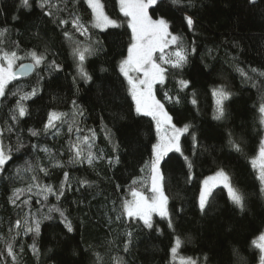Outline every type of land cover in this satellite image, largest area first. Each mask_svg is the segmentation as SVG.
I'll return each mask as SVG.
<instances>
[{
    "label": "trees",
    "instance_id": "trees-1",
    "mask_svg": "<svg viewBox=\"0 0 264 264\" xmlns=\"http://www.w3.org/2000/svg\"><path fill=\"white\" fill-rule=\"evenodd\" d=\"M19 3L20 0H0V27L10 29L6 46L11 48L15 42L25 50L47 48L48 60L55 59L61 68L51 71L41 65L29 76L10 82L6 89L8 95L0 97V127H5V122L11 123L10 110L18 99L11 93L17 87L24 91H31L33 86L38 89L35 96L25 101L27 115L19 118L11 133H4L3 142L13 151L6 167L0 169V237L7 239L15 235L16 230L9 233V228L23 216L19 208L9 203L12 189L23 186L16 174L17 166H25L26 162L34 167L37 164L48 166V156L33 149V145L49 148L65 165L49 168L47 176L37 172L41 183L59 188L65 181V172L69 177L59 201L51 194L43 200L34 194L36 189L20 197L22 201L32 196L30 209L25 207L24 211L35 213L41 223L39 235L21 231L16 236L18 264H93L96 253L103 257L104 264H113L114 256L122 257L124 264H172L169 250L176 235L183 240L179 255L191 257L198 264H258L259 250L251 241L264 230V195L250 160L257 154L264 133L258 112L264 98V77L253 76L258 85L253 87L234 66L246 71L264 69V0H256L254 6L249 0H193V7L187 9H177L168 0H162L149 10L154 18L164 15L170 20V31L181 33L189 47L194 42L197 48L183 70L170 69L165 84L154 88L156 98L164 103L173 122L177 126L191 123L192 131L199 138L195 154L191 136L181 138L184 155L193 161L191 180L180 153L170 152L162 162L163 187L174 231L168 226V218L156 215L153 229L144 227L138 219H115L118 213L114 208H119L134 179L138 189L148 188L147 184L143 185L142 179L147 174L141 172V168L150 159L152 144L156 142L154 122L151 117L136 114L127 83L118 70L119 61L127 55L131 37L118 0H102L106 14L120 25L102 30L91 27V9L84 0H76L75 11L89 26V33L87 37L75 33V39L85 43L100 42L96 54L86 60V69L92 76L88 83L78 77L74 82L77 74L71 47L61 27L53 23L54 18L43 14L45 10L38 6L37 0H30V9L18 8ZM185 12L194 17V30L187 28L183 20ZM60 15L68 18L66 12ZM14 16L17 19H13ZM63 28L74 31L70 22ZM21 62L31 60L18 61L17 65ZM249 75L253 74L249 71ZM178 79L188 80L189 86L179 91ZM217 85L226 86L233 94L226 102V115L222 120L212 118L211 89ZM165 91L173 97L178 95L180 103L165 101ZM193 93L196 105L191 103ZM73 100L84 112L78 125L84 130L81 134L93 129L96 134L93 151L102 150L104 154V159L97 160L94 167L87 163H67V124L62 125L61 134L57 136L41 131L39 136L33 137L28 131L30 128L42 130L50 110L71 112ZM229 133L241 145L242 152L230 148ZM71 135L75 139V131ZM111 157H119V163L110 166L108 158ZM221 167L245 193L244 212L229 203L226 190L221 186L213 190L207 212H200L197 200L201 181ZM31 175L24 174L25 183ZM81 178L95 182V186L80 187ZM37 199L41 203H36ZM52 205L65 210L73 232H67L58 212H48ZM46 215H51V219H43ZM128 231L133 237L129 251L125 252L124 234ZM33 242L38 254H33L29 247ZM3 247L0 241V249ZM205 256L208 257L206 262ZM0 264H11V259Z\"/></svg>",
    "mask_w": 264,
    "mask_h": 264
},
{
    "label": "snow or ice",
    "instance_id": "snow-or-ice-1",
    "mask_svg": "<svg viewBox=\"0 0 264 264\" xmlns=\"http://www.w3.org/2000/svg\"><path fill=\"white\" fill-rule=\"evenodd\" d=\"M87 6L91 9L92 21L91 27L104 29L109 26L119 27L120 25L116 20L111 19L105 12L106 5L102 3V0H84ZM120 5V11L127 19V26L131 29L130 42L127 47V55L124 56L118 63L119 73L124 77L127 83V92L131 96L134 102L135 112L137 115H144L151 117L155 123L157 140L152 144L151 157L145 162V165L141 168V172L146 173V181H150V188L135 187L137 181L134 179L130 188L128 196L121 199L119 208H114L118 214L116 215V221H121L124 217L130 219H138L143 222V226L148 229L154 228L153 214H158L162 218H168V226L174 231V225L171 219V215L168 211V197L164 192V173L162 170V162L170 152H178L184 157L185 164L189 170V180L192 179L193 161L185 156L182 150L181 138L183 136H191L193 154H195L199 147V138L197 134L192 131L193 125L191 123H185L182 126H177L173 122V117L165 110L164 103L156 98L154 94V86L157 84L164 85L168 72L170 69L181 71L189 63V56L192 52L197 51V48L192 42V46L189 47L186 43V38L181 33H173L170 31L171 23L164 15H159L154 18L150 15L149 10L154 6H158L162 0H118ZM38 6L44 11V15L52 17L53 23L61 27L65 39L69 42L71 47V56L73 57L76 67V77L88 83L92 80V76L86 69V60L95 55L99 48L100 42L85 43L75 39V33H79L80 36H88L89 26L86 25L81 16L75 11L76 0H37ZM173 7L179 9L183 7L185 9L193 7V0H168ZM256 0H249V4L254 6ZM69 4L72 5L69 8ZM62 5V7H61ZM18 8L30 9V0H20ZM68 13V18L61 17L60 13ZM13 19H17L16 16ZM183 20L186 22L189 30H194L195 19L192 15H183ZM71 23L74 31L64 30L63 26ZM10 33V29L7 27H0V97H6L7 87L10 82L16 81L18 77H23L33 72L41 65L51 71H58L61 65L56 62L55 59L48 60V49L44 48L39 50L37 48L21 49L18 43L13 42V46L8 48L6 46L7 34ZM20 53H23L21 55ZM158 53V55H157ZM31 60L30 63H19L18 61ZM234 70L237 71L245 82H249L253 87H258L253 76L258 78L264 77V69L251 68L249 71L253 75H249V71L237 66H234ZM104 71V69H102ZM43 79V77H41ZM179 91L185 90L190 82L185 79H178L176 81ZM37 87L33 86L31 91H24L22 88L17 89L11 93V95L18 97L16 104L10 110L11 123L5 122V127H0V169L5 168L7 162L11 159L12 148L4 144V133H11L19 122V118L24 117L28 113V109L25 105V101H28L31 97L37 94ZM213 96V116L214 120H222L226 115V102L233 95L227 90L224 85H217L211 89ZM164 99L169 103H180V97L171 96L169 92H164ZM193 105L197 104L195 99V93H193V99L191 100ZM258 112L260 114L259 123L264 126V98L259 105ZM83 109L72 101V110L69 113L50 110L48 112L47 120L42 130L29 129V133L33 137L40 135L41 131L44 133H52L54 136L61 134V127L64 124L68 126L69 140H68V164L87 163L89 166L94 167L97 160L104 159L103 151H93L95 147V131L93 129H87L84 132L79 125V118L83 117ZM106 132L108 131L105 129ZM75 131V139L72 138V133ZM109 142H111V136L108 135ZM19 139L17 144L19 146ZM228 144L236 152H242L241 145L232 138V134L229 133ZM33 149H39L43 151L49 158L48 166L43 164H37L35 167L31 162H26L25 166H17L16 174L21 179V187L13 188L12 194L9 196V203L14 207L20 209L23 216L15 221L9 228V233L15 229V235H10L9 238L4 239L0 237V241L3 242L4 247L0 249V261L11 259V264H18L19 254L16 251V246L19 243L16 240V236L20 235V232L34 233L39 235L41 220L37 218L36 214L30 210L25 212V207L30 209L32 196L29 195L26 199L20 200V197L25 193H34L38 197H42L43 200L48 199V195H55L57 201L64 195L65 187L68 186L67 181L69 174L64 173L65 181L62 182L59 188H55L53 185L43 184L40 182V177L37 174L43 173L44 176L49 174V168L51 167H64V162L57 159L56 154L47 147L39 145H33ZM19 150L18 147L16 149ZM114 151L116 147L114 146ZM110 166L119 163V157L108 158ZM252 167L257 172V180L260 183V192L264 195V138H261L257 155L250 160ZM32 173L27 182H24V174ZM80 187H94L95 182L88 180L87 178H81L78 180ZM220 185L226 190L227 198L230 204L241 212L246 208V196L245 193L233 183L232 177L224 168H218L212 175L207 176L201 182V188L199 197L197 200L198 208L201 213H206L208 207L211 205L212 196L214 195V189ZM119 189V185H117ZM79 190V189H77ZM147 192V194H146ZM20 201V203H17ZM36 203H41L40 199H37ZM48 212H58L62 217V223L68 233L74 231L71 220L65 214V210L59 208L57 205H52L48 208ZM43 219H51V215H46ZM111 222V221H110ZM156 231H160L156 228ZM125 241L123 244V250L129 251V246L132 241L133 233L131 231L126 232ZM183 244V240L180 236L176 235L173 238V244L170 248V254L172 256L173 264H176V259L179 255V249ZM251 244L260 250V264H264V230L259 231L258 235L253 238ZM33 254H38L35 242L29 246ZM23 252V246L20 247V253ZM205 262L208 257H204ZM113 264H124L123 258L120 256L112 257ZM93 264H104L103 257L99 254H95ZM179 264H198L197 260L191 257H180Z\"/></svg>",
    "mask_w": 264,
    "mask_h": 264
},
{
    "label": "rangeland",
    "instance_id": "rangeland-1",
    "mask_svg": "<svg viewBox=\"0 0 264 264\" xmlns=\"http://www.w3.org/2000/svg\"><path fill=\"white\" fill-rule=\"evenodd\" d=\"M111 19H112V18H111ZM113 20H114V19H113ZM109 27H111V26H109ZM107 28H108V27H107ZM98 29H100V28H98ZM104 29H106V28H104ZM101 30H102V29H101ZM154 88H155V86H154ZM154 94H155V92H154ZM154 124H155V123H154ZM261 138H264V133H263V135H262ZM156 140H157V133H156ZM155 143H156V142H155ZM256 155H257V154H256ZM256 155H255V156H256ZM255 156H254V157H255ZM209 176H210V175H209ZM206 177H207V176H206ZM203 180H204V178L202 179V181H203ZM142 181H143V185H144V186H146V184H147L148 188H150V181H146L145 178L142 179ZM202 181H201V182H202ZM218 186H220V185H218ZM221 187H222V186H221ZM200 188H201V187H200ZM128 193H129V192H128ZM128 193H127V196H128L129 199H131V197H130V195H128ZM199 193H200V192H199ZM146 194H147V193H146ZM154 215L159 216L158 214H155V213L153 214V216H154ZM258 250H259V249H258ZM260 255H261V253H260V250H259V258H260ZM180 257H184V256L178 255V257H177V259H176V264H179V258H180ZM171 262H172V264H173V260H172V258H171ZM257 263L260 264V259H258V262H257Z\"/></svg>",
    "mask_w": 264,
    "mask_h": 264
},
{
    "label": "water",
    "instance_id": "water-1",
    "mask_svg": "<svg viewBox=\"0 0 264 264\" xmlns=\"http://www.w3.org/2000/svg\"><path fill=\"white\" fill-rule=\"evenodd\" d=\"M24 63H30V62H24ZM19 65V64H18ZM18 65L16 67H18ZM32 73V72H31ZM31 73H29L28 75L26 76H29ZM26 76H23V77H26Z\"/></svg>",
    "mask_w": 264,
    "mask_h": 264
}]
</instances>
